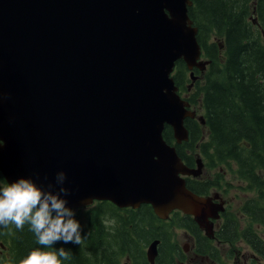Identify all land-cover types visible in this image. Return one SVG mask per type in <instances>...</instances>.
Returning <instances> with one entry per match:
<instances>
[{
	"label": "water",
	"instance_id": "obj_1",
	"mask_svg": "<svg viewBox=\"0 0 264 264\" xmlns=\"http://www.w3.org/2000/svg\"><path fill=\"white\" fill-rule=\"evenodd\" d=\"M191 0H0V173L55 185L59 171L72 209L96 201L151 206L162 220L178 210L211 238L225 207L218 192L186 186L175 144L188 140L191 109L174 81L182 60L202 57ZM165 126L174 143L163 137ZM58 187V186H57ZM158 239L146 250L153 263Z\"/></svg>",
	"mask_w": 264,
	"mask_h": 264
},
{
	"label": "trees",
	"instance_id": "obj_2",
	"mask_svg": "<svg viewBox=\"0 0 264 264\" xmlns=\"http://www.w3.org/2000/svg\"><path fill=\"white\" fill-rule=\"evenodd\" d=\"M191 1L188 15L197 27L202 56L210 62L203 73L196 69L198 77L190 90L189 71L182 60L176 62L173 77L179 93L186 94L189 108L203 115L204 124L186 118L188 140L175 144L176 151L188 166H195V156H200L204 167L215 171L212 179L203 174L187 177L186 186L193 192L210 195L223 184L228 186L220 168L244 182L240 190L256 191V198H247L238 208L237 214L245 216L248 224L241 227L239 216L226 209L210 239L191 216L180 211L162 220L148 204L133 209L96 201L74 209L86 208L83 223L75 215L85 236L82 244L60 241L53 245L57 250H71V258L63 264H122L123 259L129 264H146L144 247L154 239L159 240L154 264H224L226 252L231 264H238L233 257L241 252L233 247L238 242L247 244L250 254L264 262V238L253 229L259 225L264 234V41L246 19L256 15L264 30V0ZM163 137L174 143L169 126ZM0 180L3 188L6 182L1 173ZM175 228L188 231L193 238L190 253L172 241ZM0 242L7 249L0 264H19L40 247L28 224L22 230L14 224L0 226Z\"/></svg>",
	"mask_w": 264,
	"mask_h": 264
},
{
	"label": "clouds",
	"instance_id": "obj_3",
	"mask_svg": "<svg viewBox=\"0 0 264 264\" xmlns=\"http://www.w3.org/2000/svg\"><path fill=\"white\" fill-rule=\"evenodd\" d=\"M66 173L59 171L55 185H38L31 177H20L0 188V226L14 224L22 230L25 224L37 238L36 247L19 264H63L71 250L53 247L57 242L81 245L82 227L75 211L68 206L70 190L64 187ZM58 186V187H57Z\"/></svg>",
	"mask_w": 264,
	"mask_h": 264
},
{
	"label": "rangeland",
	"instance_id": "obj_4",
	"mask_svg": "<svg viewBox=\"0 0 264 264\" xmlns=\"http://www.w3.org/2000/svg\"><path fill=\"white\" fill-rule=\"evenodd\" d=\"M253 29L258 30V33L260 34L261 38L264 41L263 25H260L258 27H253ZM254 37H256V34H254ZM203 58L205 59V57H203ZM206 68H207V66L204 68V71L206 70ZM194 70L192 72L194 73L195 76L198 77V74L196 72H194ZM197 70H199V69H197ZM187 75H189V72H187ZM194 81L195 80H191V83H193ZM201 160H202L203 165H204V160L202 157H201ZM204 166H203V169H202L200 176L203 174L204 177L210 176L212 179V175L215 173L214 169L207 170ZM220 171L222 172V173L221 172L220 173L223 176L222 179L224 180V183L227 182L228 186L223 184L222 188H219L215 191H217L221 195L222 199H224V202L226 204V206H225L226 209L233 212V214H236L239 216L240 221H241L240 226L245 227L248 224L247 218L243 215L237 214L238 208L243 203V201H245L247 198H252V197L256 198V191L253 189L252 190H240V186L245 185L243 181H240L238 178L233 177L232 174L226 169L220 168ZM1 184H2V182L0 180V185ZM224 189H226V190H224ZM85 212H86V208H83L80 211H75V215L79 216V219L82 223L84 220ZM253 229L258 233V235H260V237L262 236V238H264V234L262 232V229L259 227V225H255ZM173 240H174V242H177L180 246H183L184 248H187V246L190 245L187 234L184 232L183 229H180V228L173 229L172 241ZM149 244L150 243H147V245L144 247L145 256H146V250H147ZM227 247L228 246H226V248ZM233 247H236V249L241 248L240 249L241 252L239 255L236 256V254H233V257H237L238 261H236V262L238 264H263L264 263L263 261H261L260 258H256V256H253L250 254V252H251L250 248L244 242H238V243L234 244ZM6 250H7L6 248H1L0 251L2 253H0V255H1L0 257H2V255H4L6 257V254H7ZM190 252L191 251H189V253ZM157 253H158V245H157ZM225 254H226V257L223 258V263L224 264H231L232 259L227 258V252ZM156 256H157V254H156ZM156 256H155V258H156ZM155 258H154V262L151 263L147 259V256H146V259H147L146 264H154ZM233 261H234V259H233ZM128 262H129L128 259H125V260L123 259L121 263L122 264H129Z\"/></svg>",
	"mask_w": 264,
	"mask_h": 264
},
{
	"label": "flooded vegetation",
	"instance_id": "obj_5",
	"mask_svg": "<svg viewBox=\"0 0 264 264\" xmlns=\"http://www.w3.org/2000/svg\"><path fill=\"white\" fill-rule=\"evenodd\" d=\"M243 5H244V1H243ZM257 16L255 15H253V14H251V15H249V16H246V19H247V22L249 21V22H251V26L252 27H258V26H260V22L259 21H257V18H256ZM196 71V69L194 70V72ZM203 71H204V69L203 70H198V72H201V73H203ZM195 76V75H194ZM196 78H197V76H195V81H196ZM191 86H192V83H189V87H188V90H190L191 89ZM182 96L186 99V94H183L182 93ZM195 159H196V157H195ZM186 234H187V236H188V240H189V242H190V245L189 246H187V248H184V249H186V250H184L183 249V246H180L182 249H183V251H185L186 253H189V251L190 250H193V238L191 237V235L189 234V232L188 231H184ZM0 247H2V248H5V246L2 244V243H0ZM0 253H2L1 251H0ZM188 263L190 262V260L189 261H187ZM213 264H215V263H213Z\"/></svg>",
	"mask_w": 264,
	"mask_h": 264
}]
</instances>
